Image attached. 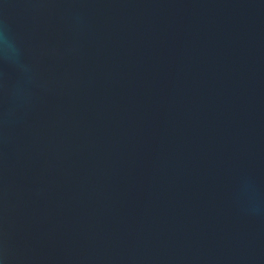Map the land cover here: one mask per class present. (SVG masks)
I'll return each mask as SVG.
<instances>
[{
	"label": "water",
	"instance_id": "water-1",
	"mask_svg": "<svg viewBox=\"0 0 264 264\" xmlns=\"http://www.w3.org/2000/svg\"><path fill=\"white\" fill-rule=\"evenodd\" d=\"M2 264H264V0H0Z\"/></svg>",
	"mask_w": 264,
	"mask_h": 264
},
{
	"label": "clouds",
	"instance_id": "clouds-1",
	"mask_svg": "<svg viewBox=\"0 0 264 264\" xmlns=\"http://www.w3.org/2000/svg\"><path fill=\"white\" fill-rule=\"evenodd\" d=\"M14 45L6 31L0 29V58L10 59ZM2 264V262H0Z\"/></svg>",
	"mask_w": 264,
	"mask_h": 264
}]
</instances>
